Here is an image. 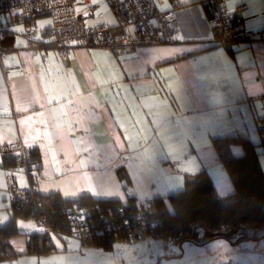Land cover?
Segmentation results:
<instances>
[{
  "label": "crops",
  "instance_id": "0c3cea01",
  "mask_svg": "<svg viewBox=\"0 0 264 264\" xmlns=\"http://www.w3.org/2000/svg\"><path fill=\"white\" fill-rule=\"evenodd\" d=\"M206 1L155 0L156 12L174 16L170 41L111 52L74 45L67 62L54 49L48 17L32 21L36 36L28 42L26 24L4 14V38L12 45L4 48L0 40V147L35 148L40 163L32 167L31 182L25 170L4 167L0 156V196L7 200L10 175L20 188L34 186L42 194L122 201L130 195L148 204L205 167L218 195L232 194L212 139L258 138L264 119V0H224L244 29L241 40L228 47L215 44ZM77 11L90 14L82 19L86 26L105 24L122 32L109 0H86ZM182 131L200 132L204 142L171 152ZM156 140L167 147L161 162L153 158L162 153ZM147 154L154 160L147 162ZM162 163L170 168L156 167ZM261 164L264 171L262 159ZM120 166L129 175V192L117 176ZM158 171L165 175L160 178Z\"/></svg>",
  "mask_w": 264,
  "mask_h": 264
},
{
  "label": "trees",
  "instance_id": "16d2710c",
  "mask_svg": "<svg viewBox=\"0 0 264 264\" xmlns=\"http://www.w3.org/2000/svg\"><path fill=\"white\" fill-rule=\"evenodd\" d=\"M218 3L228 13L231 38L226 39L221 29H214V41L228 47L241 40L243 20L237 13L228 12L224 0H218ZM205 13L211 21L213 5L207 1ZM30 25L32 27V22ZM4 31L6 35L7 29ZM261 121L257 139L240 135L212 139L217 160L224 166L234 188L227 196L218 195L214 181L206 170H202L186 174L180 191L155 197L148 204L130 195L125 201L95 199L88 194L64 198L58 192L42 194L37 189V193L26 199H11L12 216L0 226V264L12 263L22 255L43 257L53 254L57 251L54 236L64 242L69 237H76L85 248L112 250L119 243H134L151 237L168 239L174 232L184 235L185 239L179 238L181 242L192 235L196 225L213 233L227 227L264 226V171L260 159V154H264V119ZM29 157L27 168L18 167L13 156L2 157L3 166L25 170L33 182L32 167L40 163L37 149H29ZM116 172L129 192L131 181L125 167L120 166ZM29 188L35 187L26 189ZM28 219L34 220L43 230L33 233L20 229L18 221ZM20 239L24 240L23 252L15 248Z\"/></svg>",
  "mask_w": 264,
  "mask_h": 264
},
{
  "label": "rangeland",
  "instance_id": "374dc122",
  "mask_svg": "<svg viewBox=\"0 0 264 264\" xmlns=\"http://www.w3.org/2000/svg\"><path fill=\"white\" fill-rule=\"evenodd\" d=\"M192 135L188 136L182 131L177 147L173 141L171 152L178 151V154H181L197 148L199 146L197 142L203 141V134L198 132L195 135L196 138ZM156 144L159 145L157 150L162 153L154 155L153 158L155 160L166 159L165 149L162 150L167 149L166 145H160L157 140ZM263 156V153L260 154V159L264 161ZM145 157L147 162L154 160L149 154ZM182 164L183 161L180 162V166ZM163 166L170 168V165L163 163L162 165L157 164L156 167L163 169ZM202 170L207 171V168ZM159 173L160 178L165 175L163 171H158L157 174ZM167 177H169L168 173ZM8 180L13 183L11 176L7 175V200L0 196V226L5 225L12 216L10 210L12 198L9 194ZM156 181L161 182L162 180L156 178ZM172 186L174 187L173 193L183 189L184 183L182 187L174 184ZM18 223L20 229L29 232L36 233L43 230L42 226L32 219L19 220ZM179 238L185 239L181 232H174L168 239L151 237L134 243H119L112 250H104L85 248L81 246L76 237H69L64 242L54 236L57 251L53 254L43 257L22 255L12 263L2 264H264V226L227 227L220 232L213 233L202 225H196L188 239L179 242ZM15 248L16 251L22 252L25 246L16 244Z\"/></svg>",
  "mask_w": 264,
  "mask_h": 264
},
{
  "label": "built area",
  "instance_id": "2783aa9c",
  "mask_svg": "<svg viewBox=\"0 0 264 264\" xmlns=\"http://www.w3.org/2000/svg\"><path fill=\"white\" fill-rule=\"evenodd\" d=\"M85 2L86 0H0V40L5 36L2 25L4 14H16L26 24L23 36L28 42H32L36 36L30 23L36 18L48 17L51 20L50 32L54 37V49L64 62L69 60L73 45L87 47L95 44L111 52L135 46L139 42L151 44L172 39L174 16L170 12H156L155 0H109L111 10L122 30L119 33L105 24L84 25L77 9ZM207 2L213 5L210 29H221L226 39H230L226 9L218 0ZM1 49L0 45V53ZM0 156L15 157L18 167L21 168H27L30 159L29 148L21 143L1 146ZM8 184L12 199H26L37 193L36 188H20L10 180Z\"/></svg>",
  "mask_w": 264,
  "mask_h": 264
},
{
  "label": "water",
  "instance_id": "95a60500",
  "mask_svg": "<svg viewBox=\"0 0 264 264\" xmlns=\"http://www.w3.org/2000/svg\"><path fill=\"white\" fill-rule=\"evenodd\" d=\"M90 16V14H87V15H85V14H83V15H79V18L82 20V19H85V18H87V17H89ZM10 38H8V37H6V38H4L2 41H1V45L5 48H7V47H10L11 45H12V43H8V40H9Z\"/></svg>",
  "mask_w": 264,
  "mask_h": 264
},
{
  "label": "snow or ice",
  "instance_id": "6c2138e0",
  "mask_svg": "<svg viewBox=\"0 0 264 264\" xmlns=\"http://www.w3.org/2000/svg\"><path fill=\"white\" fill-rule=\"evenodd\" d=\"M94 2H95V0H94ZM22 30H23L22 28L13 29V31H22ZM73 195H74V193H73Z\"/></svg>",
  "mask_w": 264,
  "mask_h": 264
}]
</instances>
